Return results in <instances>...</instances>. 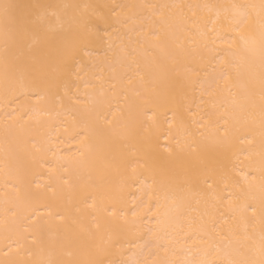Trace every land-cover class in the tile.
Masks as SVG:
<instances>
[{
  "label": "bare ground",
  "instance_id": "bare-ground-1",
  "mask_svg": "<svg viewBox=\"0 0 264 264\" xmlns=\"http://www.w3.org/2000/svg\"><path fill=\"white\" fill-rule=\"evenodd\" d=\"M4 2L0 264H264V0Z\"/></svg>",
  "mask_w": 264,
  "mask_h": 264
},
{
  "label": "snow or ice",
  "instance_id": "snow-or-ice-1",
  "mask_svg": "<svg viewBox=\"0 0 264 264\" xmlns=\"http://www.w3.org/2000/svg\"><path fill=\"white\" fill-rule=\"evenodd\" d=\"M11 7H12V5H10L6 2L0 3V13H2L5 18H8ZM242 15L243 14H241V16ZM242 23H243V20H237L235 22V28L238 30L241 27ZM97 264H103V262L99 261V262H97ZM202 264H211V262L206 261V262H202Z\"/></svg>",
  "mask_w": 264,
  "mask_h": 264
}]
</instances>
